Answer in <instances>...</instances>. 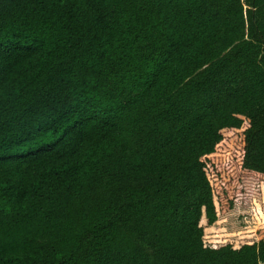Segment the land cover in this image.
I'll use <instances>...</instances> for the list:
<instances>
[{"label": "trees", "instance_id": "obj_1", "mask_svg": "<svg viewBox=\"0 0 264 264\" xmlns=\"http://www.w3.org/2000/svg\"><path fill=\"white\" fill-rule=\"evenodd\" d=\"M0 264H264V0H0Z\"/></svg>", "mask_w": 264, "mask_h": 264}]
</instances>
